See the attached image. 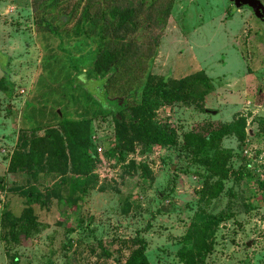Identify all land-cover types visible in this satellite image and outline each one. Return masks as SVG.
Returning <instances> with one entry per match:
<instances>
[{
	"label": "rangeland",
	"instance_id": "374dc122",
	"mask_svg": "<svg viewBox=\"0 0 264 264\" xmlns=\"http://www.w3.org/2000/svg\"><path fill=\"white\" fill-rule=\"evenodd\" d=\"M32 1L0 0V264H125L137 237L148 264H264V21L230 0H174L162 31L131 25L123 42H108L131 44L118 65L127 72L106 89L122 110L107 114L74 85L75 67L95 77L109 36L102 21L81 15L85 0H61L40 12L53 23L68 19L50 33L35 24ZM199 71L211 87L182 81ZM162 80L184 82L181 96L145 106L146 84ZM59 112L90 120L94 166L79 178L35 162L16 161L11 171L17 152L38 153L33 142L58 127ZM115 117L127 129L124 147ZM134 117L174 130L176 144L137 139ZM222 124L229 132L198 151ZM28 205L27 233L3 224L4 213L18 218Z\"/></svg>",
	"mask_w": 264,
	"mask_h": 264
},
{
	"label": "trees",
	"instance_id": "16d2710c",
	"mask_svg": "<svg viewBox=\"0 0 264 264\" xmlns=\"http://www.w3.org/2000/svg\"><path fill=\"white\" fill-rule=\"evenodd\" d=\"M60 2L61 0H46L45 3L44 0L32 1L37 27L50 33H57L62 25H66L68 21L66 16H63L65 17L63 21L58 20L53 23L40 13L44 11L46 6H58ZM173 2L174 0H85L81 15L88 20L90 25L95 26L102 21V25L105 26L104 32L109 36L108 41L99 48L94 60L93 71L95 77L91 78L86 72H82L78 67H75L74 85L83 89L88 97L97 106L101 107L103 112L112 114L115 111L120 113L122 110V107L115 100L107 97L106 89L113 76L124 75V72H127L118 67V65L122 56L125 57L123 50L130 47L131 44L126 42L117 48L108 42L113 39L123 42L129 27L131 25L136 26L137 23L141 22L153 30L157 28L162 31L170 15ZM151 40L154 41L155 45L158 44L156 36H152ZM130 52V56H136L137 54L135 50ZM153 53L154 49L151 48L149 56H152ZM137 62H140V59ZM154 78H156L155 75L149 76V79ZM192 78L202 80L207 87H211L210 79L203 71L186 76L182 81L187 82V80ZM182 81H172L171 86H166L163 80L158 86L146 84L142 100L144 105H157L159 102L169 103L175 101L181 96L182 87L185 85L182 84L184 83ZM94 85L96 86L91 88ZM96 90H99L100 94ZM59 118L58 127H51L44 136L33 142L32 149L38 147V153H34V151L27 154L17 152L12 156L9 165L11 171L16 166L14 162L17 161L22 164L35 162L38 167L57 171L59 174H66L67 171H70L77 178L87 174L95 163L90 150V120L88 118L78 120L62 118V114L59 115ZM115 119L117 123L115 138L118 141V148L124 147V135L127 133V129L124 128L123 133L122 122L117 117ZM230 126L231 124H222L221 128L209 131L208 138L204 139V142L198 146V151L206 147L210 142L219 139L226 132H229ZM130 129L137 139L147 141L150 144L170 146L177 142V135L174 130L167 127L152 128L141 117L133 118ZM191 138L192 133H188L185 136L187 142H191ZM187 142L185 141L188 145ZM201 162L216 173L218 172L223 176L229 174V170L214 159H202ZM27 195L30 197L37 196L31 191ZM4 214L3 224L12 229V232H15L17 226H19L20 230L27 233L28 227L33 226L34 216L31 205L24 209L21 217H11L12 214L10 212ZM135 241L137 242V248L125 264H148L145 256L146 242L140 237H137ZM206 249H201L200 247L199 252H204ZM192 259L193 257L185 259L184 264H193ZM14 260L16 261V257Z\"/></svg>",
	"mask_w": 264,
	"mask_h": 264
},
{
	"label": "water",
	"instance_id": "95a60500",
	"mask_svg": "<svg viewBox=\"0 0 264 264\" xmlns=\"http://www.w3.org/2000/svg\"><path fill=\"white\" fill-rule=\"evenodd\" d=\"M230 1L233 2L238 7L241 6L250 7L254 15L261 21H264V4L260 0H230ZM59 115H61L60 112Z\"/></svg>",
	"mask_w": 264,
	"mask_h": 264
}]
</instances>
